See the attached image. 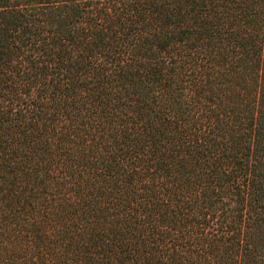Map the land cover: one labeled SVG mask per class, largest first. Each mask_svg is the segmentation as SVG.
<instances>
[{
  "label": "trees",
  "instance_id": "obj_1",
  "mask_svg": "<svg viewBox=\"0 0 264 264\" xmlns=\"http://www.w3.org/2000/svg\"><path fill=\"white\" fill-rule=\"evenodd\" d=\"M0 264H264V0H0Z\"/></svg>",
  "mask_w": 264,
  "mask_h": 264
}]
</instances>
